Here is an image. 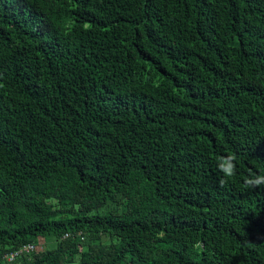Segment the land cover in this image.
Returning <instances> with one entry per match:
<instances>
[{"label": "trees", "instance_id": "1", "mask_svg": "<svg viewBox=\"0 0 264 264\" xmlns=\"http://www.w3.org/2000/svg\"><path fill=\"white\" fill-rule=\"evenodd\" d=\"M250 174L264 0H0V264H264Z\"/></svg>", "mask_w": 264, "mask_h": 264}, {"label": "clouds", "instance_id": "2", "mask_svg": "<svg viewBox=\"0 0 264 264\" xmlns=\"http://www.w3.org/2000/svg\"><path fill=\"white\" fill-rule=\"evenodd\" d=\"M236 157L233 155L221 156L217 163V168L224 174V178H230L236 172ZM220 180L221 186L225 184V179ZM245 186L249 189H256L264 186V174L251 175L245 180Z\"/></svg>", "mask_w": 264, "mask_h": 264}, {"label": "built area", "instance_id": "3", "mask_svg": "<svg viewBox=\"0 0 264 264\" xmlns=\"http://www.w3.org/2000/svg\"><path fill=\"white\" fill-rule=\"evenodd\" d=\"M78 235H80L81 239H83L81 233L79 232ZM70 236V233H64V235L62 236V238H67ZM41 243V241H39ZM40 243L39 244H35V243H26L20 247H18L17 249L7 252L2 256V260L5 262H12L14 261L18 256L22 255V254H29L33 251H36L37 249H40Z\"/></svg>", "mask_w": 264, "mask_h": 264}, {"label": "rangeland", "instance_id": "4", "mask_svg": "<svg viewBox=\"0 0 264 264\" xmlns=\"http://www.w3.org/2000/svg\"><path fill=\"white\" fill-rule=\"evenodd\" d=\"M103 239L106 240L107 237L103 236ZM45 246L47 247L48 244L46 245V243L44 244V242L41 241V243H40V249L43 248V247H45ZM63 264H80V263H79L78 258L75 257L73 261H68V262H65V263H63Z\"/></svg>", "mask_w": 264, "mask_h": 264}]
</instances>
